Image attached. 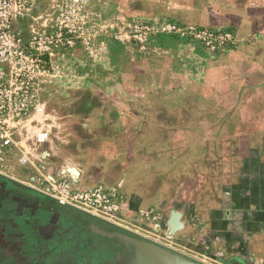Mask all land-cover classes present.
Segmentation results:
<instances>
[{
	"label": "rangeland",
	"instance_id": "374dc122",
	"mask_svg": "<svg viewBox=\"0 0 264 264\" xmlns=\"http://www.w3.org/2000/svg\"><path fill=\"white\" fill-rule=\"evenodd\" d=\"M30 2L21 33L60 27L76 46L43 93L44 112L21 133L31 162L0 179L58 203L45 176L73 178L64 170L75 166L81 183L118 191L121 219L64 206L206 264H250L223 260V250L208 255L184 229L169 234L167 221L177 209L187 224L202 225L210 209L239 195L233 169L225 176L201 164L186 169L185 154L221 120L233 125L234 99L239 91L247 95L240 80L250 65H260L257 56L264 60V0ZM41 129L49 133L42 144L36 140ZM2 227L0 221V247L14 249Z\"/></svg>",
	"mask_w": 264,
	"mask_h": 264
},
{
	"label": "built area",
	"instance_id": "2783aa9c",
	"mask_svg": "<svg viewBox=\"0 0 264 264\" xmlns=\"http://www.w3.org/2000/svg\"><path fill=\"white\" fill-rule=\"evenodd\" d=\"M30 0H0V173L31 162L30 148L22 131L36 114L44 112L43 93L53 78L63 73L66 53L76 46L60 27L25 35L18 23L30 11ZM70 49V50H67ZM42 144L49 138L45 129L36 135ZM49 195L61 205L100 216L109 222L121 219L118 191L103 183L93 186L71 176L46 175ZM225 252L219 251L218 256ZM259 264H264L261 260Z\"/></svg>",
	"mask_w": 264,
	"mask_h": 264
},
{
	"label": "crops",
	"instance_id": "0c3cea01",
	"mask_svg": "<svg viewBox=\"0 0 264 264\" xmlns=\"http://www.w3.org/2000/svg\"><path fill=\"white\" fill-rule=\"evenodd\" d=\"M257 58L260 65H250L248 77L240 80L247 83V95L239 91L234 99L233 128L226 123L231 121L221 120L216 130L201 137V145L187 148L185 154L186 169L201 164L208 170L223 171V176L233 169V180L237 183L240 178V189L230 205L210 209L206 213L210 220L202 225L185 221L184 234L201 240L208 255L223 250V260L250 264L264 260V60ZM247 106L250 110L243 114ZM210 138L216 141L210 142Z\"/></svg>",
	"mask_w": 264,
	"mask_h": 264
},
{
	"label": "flooded vegetation",
	"instance_id": "af4514ba",
	"mask_svg": "<svg viewBox=\"0 0 264 264\" xmlns=\"http://www.w3.org/2000/svg\"><path fill=\"white\" fill-rule=\"evenodd\" d=\"M0 219L2 237L16 242L0 247V264H126L140 237L4 179Z\"/></svg>",
	"mask_w": 264,
	"mask_h": 264
},
{
	"label": "water",
	"instance_id": "95a60500",
	"mask_svg": "<svg viewBox=\"0 0 264 264\" xmlns=\"http://www.w3.org/2000/svg\"><path fill=\"white\" fill-rule=\"evenodd\" d=\"M64 172L70 173L76 181H80L81 172L77 167H69ZM183 215L180 210H171L167 221L169 234H175L184 228ZM132 245L133 249L126 264H206L144 237L134 238Z\"/></svg>",
	"mask_w": 264,
	"mask_h": 264
},
{
	"label": "trees",
	"instance_id": "16d2710c",
	"mask_svg": "<svg viewBox=\"0 0 264 264\" xmlns=\"http://www.w3.org/2000/svg\"><path fill=\"white\" fill-rule=\"evenodd\" d=\"M97 220H99V219H97ZM108 224V223H107Z\"/></svg>",
	"mask_w": 264,
	"mask_h": 264
}]
</instances>
